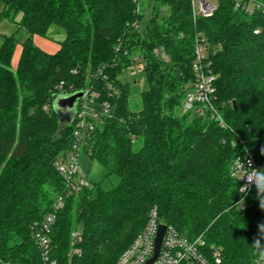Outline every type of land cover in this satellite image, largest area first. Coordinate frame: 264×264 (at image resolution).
<instances>
[{
  "label": "trees",
  "instance_id": "1",
  "mask_svg": "<svg viewBox=\"0 0 264 264\" xmlns=\"http://www.w3.org/2000/svg\"><path fill=\"white\" fill-rule=\"evenodd\" d=\"M0 1V21L28 34L14 69V34L0 36V264H115L153 209L186 240L203 237L209 261L212 250L220 264L258 259L251 244L264 209L255 188L243 211L235 206L240 183L231 165L248 151L264 168V16L235 10L234 0H218L211 17L195 20L191 0H146L149 20L137 11L140 0ZM52 27L64 39L48 54L33 38ZM197 35L208 44L224 127L182 111ZM137 70L146 88L134 112L120 78ZM83 90L96 94L97 111L110 105L83 149L103 174L65 198L44 262L32 228L64 191L55 162L73 131L59 124L51 96Z\"/></svg>",
  "mask_w": 264,
  "mask_h": 264
},
{
  "label": "built area",
  "instance_id": "2",
  "mask_svg": "<svg viewBox=\"0 0 264 264\" xmlns=\"http://www.w3.org/2000/svg\"><path fill=\"white\" fill-rule=\"evenodd\" d=\"M217 1L191 0L193 19L195 20L197 17H211L217 8ZM233 2L234 9L246 15L251 16L259 13L264 16L263 3L252 0H234ZM258 32H260V29L257 30ZM208 57V44L204 38L197 35L194 41L193 61L191 65L194 73V82L191 90L185 95L182 111L184 113H191L197 117L209 116L211 119H216L221 127H224V122L214 103V83L216 77L211 72ZM58 89H61V86ZM82 92L84 93L83 98L77 103L75 117L70 123L73 126V131L69 149L55 162L56 172L64 182V191L54 202L52 210L32 228V237L41 251V258L44 262L49 260L51 229L55 222L56 213L63 208L65 198L76 195L91 186L90 181L80 168V154L87 145V140L96 125L110 111L108 103H103L101 111H97L94 107L96 94L90 92V90H83ZM43 110L48 112L50 106L45 105ZM239 159L244 163L245 167H247L248 161H251L253 168H261L255 162L251 153L245 151L244 155L236 158L231 165V175L234 178H236L234 172ZM248 179L253 181V183L255 182L254 176H250ZM238 182L240 183L239 193L241 195L239 201L243 199L244 203L240 209L236 204L235 206L243 211L245 209V197L255 186L254 184L250 185L247 192H241L240 188L245 184V180H239ZM161 225L165 226V231L158 254L152 264H220L219 251L212 250V261H209L201 252V248L204 245L203 237H199L194 241L186 240L175 228L159 221L156 209L150 211L145 227L135 236L130 246L119 255L115 264H146L155 254V239ZM256 260L251 264H255Z\"/></svg>",
  "mask_w": 264,
  "mask_h": 264
},
{
  "label": "rangeland",
  "instance_id": "3",
  "mask_svg": "<svg viewBox=\"0 0 264 264\" xmlns=\"http://www.w3.org/2000/svg\"><path fill=\"white\" fill-rule=\"evenodd\" d=\"M146 3H147L146 0H140V5L138 6L137 11H140L141 8V12L144 14V18L149 20L153 14L151 10L152 5H146ZM2 9H3V4L0 1V12L2 11ZM167 12H168L167 8L164 7L161 9V14L163 17L166 16ZM19 19L20 16L17 17L16 22H18ZM12 34H14L15 40L17 42V46L11 61L12 69H14L16 67L18 54L21 49V44L26 40L28 34L26 33L25 30L18 29L15 23L9 22L7 20L0 21V36L9 37ZM63 39H64L63 31L57 27H52L48 31L45 38L34 37L33 44L42 51L48 52L46 50H53L55 47L58 46L59 42H61ZM49 52L51 54L54 53V51H49ZM139 63H140V59L136 58L134 60V64L138 68L141 67ZM120 79L122 82H127L130 85V96L128 103L129 109L134 112L138 111L141 107L140 93L143 92L146 88L144 75L140 73L139 70L135 72L129 71L126 74H124V76H122ZM80 168L90 182L99 181L103 174L101 166L96 162L90 161L84 150H82L80 154ZM105 187H108V185H105Z\"/></svg>",
  "mask_w": 264,
  "mask_h": 264
},
{
  "label": "clouds",
  "instance_id": "4",
  "mask_svg": "<svg viewBox=\"0 0 264 264\" xmlns=\"http://www.w3.org/2000/svg\"><path fill=\"white\" fill-rule=\"evenodd\" d=\"M236 179L245 180V184L241 186V192H247L249 190L250 185L255 186L256 196L259 200V206L261 209H264V168L255 169L253 168L251 161H248L247 167H245L244 163L239 159L236 164V170L234 172ZM254 176L255 182L249 180L248 177ZM244 201L241 199L236 206L240 209L243 205ZM259 235L257 238L253 240L251 246L253 247L255 254L258 259L255 264H264V224L258 225Z\"/></svg>",
  "mask_w": 264,
  "mask_h": 264
},
{
  "label": "water",
  "instance_id": "5",
  "mask_svg": "<svg viewBox=\"0 0 264 264\" xmlns=\"http://www.w3.org/2000/svg\"><path fill=\"white\" fill-rule=\"evenodd\" d=\"M84 93L77 91L70 94L64 95H52L51 96V108L58 117L59 124L69 125L75 117L77 103L83 98ZM165 231V226H159L158 233L155 239V254L146 264H152L155 260L161 240Z\"/></svg>",
  "mask_w": 264,
  "mask_h": 264
},
{
  "label": "crops",
  "instance_id": "6",
  "mask_svg": "<svg viewBox=\"0 0 264 264\" xmlns=\"http://www.w3.org/2000/svg\"><path fill=\"white\" fill-rule=\"evenodd\" d=\"M58 50V46L57 47H55L53 50H46V51H48V52H46V53H50L49 51H54V53L56 52ZM20 51H21V49H20ZM51 54V53H50ZM19 55H20V52H19V54H18V58H19ZM17 61H18V59H17ZM17 64V63H16Z\"/></svg>",
  "mask_w": 264,
  "mask_h": 264
}]
</instances>
